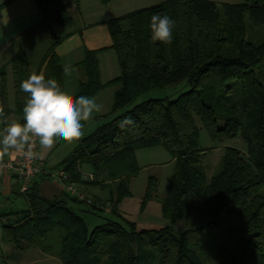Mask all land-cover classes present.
<instances>
[{
    "label": "trees",
    "instance_id": "16d2710c",
    "mask_svg": "<svg viewBox=\"0 0 264 264\" xmlns=\"http://www.w3.org/2000/svg\"><path fill=\"white\" fill-rule=\"evenodd\" d=\"M35 1L53 38L42 60L44 74L63 89L64 67L55 52L62 37L53 30L72 24L67 0ZM155 14L175 21L170 44L151 41L149 25ZM246 15L253 26L264 25V0L221 6L210 0H165L107 21L118 76L100 81L99 51H86L75 65L85 77L75 96H92L113 86L111 112L130 107L83 137L62 166L75 182H80L78 167L84 165L105 174L106 181H116L111 202L117 215L139 171L136 150L163 146L174 159L167 193L159 199L168 225L137 230L133 222L106 219L89 228L86 210L73 205L79 200L65 192L49 198L32 185L19 193L26 207L0 212V219L13 218L3 223L8 240L20 249L36 247L57 256L62 264H152L156 256L157 264H209L205 260L213 261V249L219 264H264V41L247 39ZM10 64L15 104L12 109L8 105L2 70L0 108L7 119L15 113L23 122L27 94L19 85L31 74L23 49ZM184 82L189 89L174 99L135 103L144 93ZM125 117L134 124L121 128ZM202 129L215 143L239 136L247 150L225 145L219 167L208 177ZM157 186V178L150 176L141 207ZM186 217L193 226L175 233L171 225Z\"/></svg>",
    "mask_w": 264,
    "mask_h": 264
},
{
    "label": "crops",
    "instance_id": "0c3cea01",
    "mask_svg": "<svg viewBox=\"0 0 264 264\" xmlns=\"http://www.w3.org/2000/svg\"><path fill=\"white\" fill-rule=\"evenodd\" d=\"M5 1L6 0H0V5ZM124 1L125 0H110L107 4H103L100 0H80L78 3L74 0H67L68 12L72 17V24L70 27H66L63 33L58 35L62 37V40L55 49L62 66H71L70 74L67 76L64 74L63 90L73 95L77 94L79 82L85 77L75 65L84 59L86 51H99L97 59L100 81L102 83H106L118 76L119 72L118 74L113 71L107 72L101 63V59L104 52L113 50L111 48L112 39L108 30L107 21L110 18L131 12L130 10H126L128 9L126 7L132 3L128 4ZM145 1L149 3L147 5L153 6L156 4L154 2L157 0ZM4 10H6L8 17V23L6 25L2 23ZM76 20L79 22L78 24ZM52 43V30L45 21L35 0H11L6 6L0 9V72L2 70L6 71L8 105L11 109L15 104V91L10 60L19 49H23L29 59L31 73L44 72L42 60ZM113 52L116 56L114 50ZM114 92L115 87L111 86L103 88L94 95L87 97L95 98L97 103L102 105V110L99 113H103L106 111V107L103 105V99L105 97H112ZM13 119L20 120V117L15 113H11L8 121L10 122ZM86 123L87 122H85V124ZM87 135L88 134L84 132L82 138ZM81 139L70 143L66 150L60 153H58V149L61 147V143L65 141L58 140L50 151L43 153V156L46 158L45 167L53 169L62 166L65 159L72 154ZM18 156L19 153L15 152V150H10L9 154L5 155L3 160L9 159L15 161L18 159ZM83 168H87L88 171H91L86 165H84ZM14 178V175L8 171L0 172V204L9 197L20 193L18 184ZM90 184L92 183H85L83 190H87ZM32 185L38 189L41 194L49 198L62 197L64 194L59 184L48 176L37 177ZM92 197L97 201L104 202L99 197L94 195ZM24 202L27 206L26 201Z\"/></svg>",
    "mask_w": 264,
    "mask_h": 264
},
{
    "label": "rangeland",
    "instance_id": "374dc122",
    "mask_svg": "<svg viewBox=\"0 0 264 264\" xmlns=\"http://www.w3.org/2000/svg\"><path fill=\"white\" fill-rule=\"evenodd\" d=\"M164 0L152 1L154 3H160ZM215 2L218 6L223 3L229 4H241L245 0H210ZM119 2V1H118ZM116 2V3H118ZM126 3H132L131 7H126V10H135L145 8L149 5L145 0H125ZM151 2V1H148ZM153 3V4H154ZM152 4V3H150ZM117 5V4H116ZM151 6V5H150ZM76 23L78 24L79 22ZM66 30V27H54V33L58 36ZM246 31L247 39L253 43H259L264 41V25L253 26L248 16L246 15ZM113 50H107L104 52L101 59V63L107 72H119V66ZM189 89L186 82L173 87H167L150 92L144 93L140 96L135 103L146 101L149 99H162L169 98L174 99L180 93H183ZM109 91V90H105ZM106 93V92H104ZM114 101V95L112 97H105L103 99V105L105 110L103 113H94L92 120L88 121L83 131L85 134L92 133L98 126L103 123L110 121L112 118L124 112L128 107L122 108L117 112L112 113V105ZM70 145L68 142L61 143V147L58 149V153L63 152ZM225 145H232L240 148L243 151L247 150L246 143L241 137L226 138L220 143H215L208 136L204 129L200 132V147L205 149V154L202 156V163L204 164L208 177L217 170L220 164V159L223 154V148ZM136 161L139 166V171L130 181L131 195L124 197L118 204V214L116 215L112 211L113 204L111 197L114 195L116 188V181L105 180V174L103 181H97V184L92 183L84 192L90 196H96L101 198L104 202L106 209L98 210L86 205L83 202L73 203V205L80 209L86 210L84 212V219L89 225V228H93L99 224H102L106 219H115L123 224L127 222H133L137 230L160 228L168 225V221L163 217L160 198H163L168 190L170 178L174 170V159L173 156L161 145L150 148L137 149L135 152ZM209 167V169L206 167ZM61 167V166H59ZM56 167V168H59ZM83 170L88 171L87 168ZM92 171V170H91ZM150 176H155L158 181L157 189L152 199L146 201L143 207H141L142 200L146 193L147 183ZM96 182V181H93ZM91 183V182H90ZM19 187V186H18ZM94 198V197H93ZM95 199V198H94ZM96 200V199H95ZM24 197L19 193L9 197L3 201L4 205H1L0 212L4 211L7 207L12 209L24 208L25 202ZM12 217L0 219V264H62V261L57 256L50 254H44L41 250L36 247L28 249H20L15 247L7 238L3 223L7 220L12 221ZM190 217H186L183 220L171 225L175 233H181L186 228L193 226L190 223ZM214 251L213 261H207L209 264H219V260ZM201 252V251H200ZM211 257L212 254L210 253ZM153 260L152 264H157V256ZM203 258V257H202Z\"/></svg>",
    "mask_w": 264,
    "mask_h": 264
},
{
    "label": "clouds",
    "instance_id": "9594fccd",
    "mask_svg": "<svg viewBox=\"0 0 264 264\" xmlns=\"http://www.w3.org/2000/svg\"><path fill=\"white\" fill-rule=\"evenodd\" d=\"M3 24L8 23L6 10L3 11ZM151 41L170 44L175 21L167 15L155 14L150 20ZM71 72V66H64V74ZM27 94L22 121H8L3 108H0V162L10 150L27 159H41L58 140L68 143L78 141L84 135L85 122L92 120L94 113L102 110L95 98L75 96L62 89L55 78H46L43 71L33 72L20 85ZM134 124L130 117L120 122V127ZM2 166V165H0Z\"/></svg>",
    "mask_w": 264,
    "mask_h": 264
},
{
    "label": "built area",
    "instance_id": "2783aa9c",
    "mask_svg": "<svg viewBox=\"0 0 264 264\" xmlns=\"http://www.w3.org/2000/svg\"><path fill=\"white\" fill-rule=\"evenodd\" d=\"M45 162L46 158L44 156L41 159H27L19 154L18 159L15 161L5 159L0 162V165H2L0 166V172L8 171L14 175L20 193L24 194L28 192L37 177L48 176L50 179L58 183L65 193L76 198L80 202H83L94 209H106L102 202L87 195L83 190L85 183L103 181L101 175L96 174L93 171H85L79 166L80 182H75L70 178V175L63 166L48 169L45 167Z\"/></svg>",
    "mask_w": 264,
    "mask_h": 264
}]
</instances>
